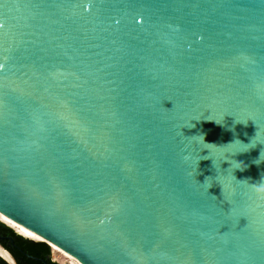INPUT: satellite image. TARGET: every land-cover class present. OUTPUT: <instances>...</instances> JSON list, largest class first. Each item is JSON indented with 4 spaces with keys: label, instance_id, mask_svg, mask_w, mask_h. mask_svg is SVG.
I'll use <instances>...</instances> for the list:
<instances>
[{
    "label": "water",
    "instance_id": "water-1",
    "mask_svg": "<svg viewBox=\"0 0 264 264\" xmlns=\"http://www.w3.org/2000/svg\"><path fill=\"white\" fill-rule=\"evenodd\" d=\"M261 185L264 0H0V212L42 242L264 264Z\"/></svg>",
    "mask_w": 264,
    "mask_h": 264
},
{
    "label": "trees",
    "instance_id": "trees-1",
    "mask_svg": "<svg viewBox=\"0 0 264 264\" xmlns=\"http://www.w3.org/2000/svg\"><path fill=\"white\" fill-rule=\"evenodd\" d=\"M18 237L19 239L22 240L23 242L22 245L26 251V253L22 255L21 260H18L19 261L18 264H44V262H42L41 260L29 257V255L46 258V256L51 253L50 246L42 241H30L27 240V238H24L19 235ZM47 262L48 264H61L49 258L47 259ZM0 264H9V263L0 256Z\"/></svg>",
    "mask_w": 264,
    "mask_h": 264
},
{
    "label": "flooded vegetation",
    "instance_id": "flooded-vegetation-1",
    "mask_svg": "<svg viewBox=\"0 0 264 264\" xmlns=\"http://www.w3.org/2000/svg\"><path fill=\"white\" fill-rule=\"evenodd\" d=\"M11 227L12 226H10L9 224H7L6 222H4L3 220L0 219V245L2 247L8 248L18 261V260H21L22 255L24 253H26V251L22 245V243H23L22 240L19 239V237H18V234H19V236H21V234L20 233L16 234L13 230L15 228L12 227L13 228L12 229ZM28 238L29 237H27V240H30V241L35 240V239L31 240L32 238L31 239H28ZM48 258L52 260L51 253L48 254L46 256V258H44V259L47 261Z\"/></svg>",
    "mask_w": 264,
    "mask_h": 264
},
{
    "label": "bare ground",
    "instance_id": "bare-ground-1",
    "mask_svg": "<svg viewBox=\"0 0 264 264\" xmlns=\"http://www.w3.org/2000/svg\"><path fill=\"white\" fill-rule=\"evenodd\" d=\"M0 219L3 220L4 222H6L7 224H9L10 226H12L13 228H15L17 230V232H19L20 234L38 240V241H45L46 239L42 236H40L39 234L33 232L32 230L26 228L25 226L21 225L20 223L16 222L15 220H13L12 218H10L9 216L3 214L2 212H0ZM50 246L53 248L52 250H60L62 251L64 254H66L67 256H70L73 260V264H84L79 258H77L75 255H73L72 253L66 251L65 249H63L62 247H60L59 245L55 244V243H50ZM0 255L6 259L8 262L12 263L8 253L2 249L0 247Z\"/></svg>",
    "mask_w": 264,
    "mask_h": 264
},
{
    "label": "rangeland",
    "instance_id": "rangeland-1",
    "mask_svg": "<svg viewBox=\"0 0 264 264\" xmlns=\"http://www.w3.org/2000/svg\"><path fill=\"white\" fill-rule=\"evenodd\" d=\"M12 228V227H11ZM13 229V228H12ZM14 232L16 234H18L19 232H17L16 229H13ZM16 230V231H15ZM19 235V234H18ZM22 236V235H21ZM24 237V236H22ZM24 238H27V237H24ZM38 241V240H37ZM51 248V258L53 261L55 262H58V263H61V264H73V260L70 256H67L66 254H64L62 251L60 250H52L53 248L50 246ZM3 249V248H2ZM76 264V263H74Z\"/></svg>",
    "mask_w": 264,
    "mask_h": 264
},
{
    "label": "clouds",
    "instance_id": "clouds-1",
    "mask_svg": "<svg viewBox=\"0 0 264 264\" xmlns=\"http://www.w3.org/2000/svg\"><path fill=\"white\" fill-rule=\"evenodd\" d=\"M241 170H243V169H241ZM260 188H261V189H264V185H261Z\"/></svg>",
    "mask_w": 264,
    "mask_h": 264
}]
</instances>
